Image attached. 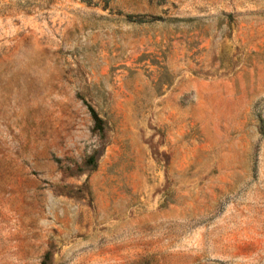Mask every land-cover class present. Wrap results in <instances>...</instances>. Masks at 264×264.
Listing matches in <instances>:
<instances>
[{
    "label": "rangeland",
    "instance_id": "obj_1",
    "mask_svg": "<svg viewBox=\"0 0 264 264\" xmlns=\"http://www.w3.org/2000/svg\"><path fill=\"white\" fill-rule=\"evenodd\" d=\"M0 264H264V0H0Z\"/></svg>",
    "mask_w": 264,
    "mask_h": 264
},
{
    "label": "trees",
    "instance_id": "obj_2",
    "mask_svg": "<svg viewBox=\"0 0 264 264\" xmlns=\"http://www.w3.org/2000/svg\"><path fill=\"white\" fill-rule=\"evenodd\" d=\"M86 106L94 122V125H96L97 128L101 129L102 118L97 114V112L94 110V108L91 105L87 104Z\"/></svg>",
    "mask_w": 264,
    "mask_h": 264
}]
</instances>
